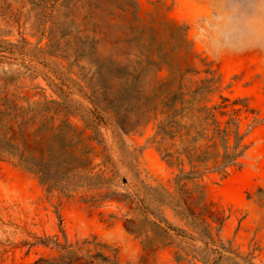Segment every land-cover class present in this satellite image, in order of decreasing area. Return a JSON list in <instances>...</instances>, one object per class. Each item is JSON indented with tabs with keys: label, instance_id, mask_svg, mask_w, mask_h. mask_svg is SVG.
Wrapping results in <instances>:
<instances>
[{
	"label": "rangeland",
	"instance_id": "rangeland-1",
	"mask_svg": "<svg viewBox=\"0 0 264 264\" xmlns=\"http://www.w3.org/2000/svg\"><path fill=\"white\" fill-rule=\"evenodd\" d=\"M202 60L219 77L209 105L246 98L264 118V0H0V109L28 112L23 136L42 128L44 161L64 153L78 176L53 167L71 190H48L0 159V264L59 256L39 241L93 237L117 264H264V122L237 167L203 178L206 209L192 207L214 245L153 197L174 191V170L152 143L156 121L143 123L148 99L177 69L204 78ZM13 126L0 140L20 138Z\"/></svg>",
	"mask_w": 264,
	"mask_h": 264
},
{
	"label": "trees",
	"instance_id": "trees-1",
	"mask_svg": "<svg viewBox=\"0 0 264 264\" xmlns=\"http://www.w3.org/2000/svg\"><path fill=\"white\" fill-rule=\"evenodd\" d=\"M182 33L185 34V31ZM151 64L157 71L166 66L164 61ZM204 65L205 77L202 79L193 81L187 77L198 75L200 71L186 68L184 72L177 69L172 78L160 81L156 91L148 99L143 123L156 121L152 143L161 160L174 170V191L169 193L163 188L162 191L152 189L153 197L160 205L168 206L176 216L187 221L201 236L211 240L207 224L200 218L203 215L201 211L206 209L204 186L201 184L203 178L211 173L225 176L230 168L237 167L248 148L244 142L245 137L253 128L263 123L264 118H258V112L249 106L246 98L230 99L219 94V102L209 105L218 92L219 77L215 70L210 69L209 64ZM185 81L192 84L188 85ZM134 94L137 95L138 92ZM26 114L28 112L19 114L6 108L0 109V126L9 125L14 128L16 123L15 130L20 136L19 139L11 136L0 140V159L9 160L15 166L35 175L41 185H47L48 190L62 185L52 175L53 167L65 170V175H70L72 179L78 178L76 168L68 160L70 156L48 150V160L44 161L42 128L34 131L30 139L23 136V129L31 120L24 118ZM68 114L66 112L65 115ZM244 120L248 122L245 130L241 132ZM92 169L86 168V171L91 172ZM78 183L73 185L82 186L84 182ZM187 185H190V189ZM61 189L65 192L71 190L70 186H63ZM194 204L201 211L196 212L192 207ZM147 211L167 223L165 218L156 215L152 210ZM38 243L46 247L52 244L59 256H43L31 264H117V251L110 250V254H107L108 246L96 241V237L83 240L77 249H72L71 244H61L56 239H46ZM210 243L214 245L212 240ZM83 245H93V248L83 249ZM218 253L220 257L223 255L222 252Z\"/></svg>",
	"mask_w": 264,
	"mask_h": 264
}]
</instances>
